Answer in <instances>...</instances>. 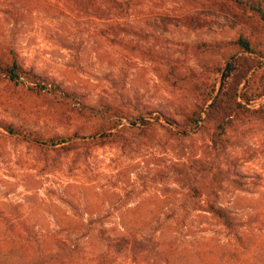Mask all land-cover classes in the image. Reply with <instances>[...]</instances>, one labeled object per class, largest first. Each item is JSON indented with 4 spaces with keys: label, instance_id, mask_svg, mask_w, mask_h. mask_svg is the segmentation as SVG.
I'll return each mask as SVG.
<instances>
[{
    "label": "rangeland",
    "instance_id": "obj_1",
    "mask_svg": "<svg viewBox=\"0 0 264 264\" xmlns=\"http://www.w3.org/2000/svg\"><path fill=\"white\" fill-rule=\"evenodd\" d=\"M124 1L0 0V63L71 95L0 80V123L66 141L0 128V232L92 264H264V0Z\"/></svg>",
    "mask_w": 264,
    "mask_h": 264
},
{
    "label": "trees",
    "instance_id": "obj_2",
    "mask_svg": "<svg viewBox=\"0 0 264 264\" xmlns=\"http://www.w3.org/2000/svg\"><path fill=\"white\" fill-rule=\"evenodd\" d=\"M106 3L112 4L116 9H126L125 7L128 5L127 1L124 0H105ZM126 5V6H125ZM125 6V7H124ZM239 44L247 51L250 50V44L243 38L239 39ZM234 72L233 65H230L226 68L224 78L230 77ZM247 78L246 75H243V79ZM0 80L8 81L9 83H13L15 85L18 84H28L33 89H38L39 91H45L47 93L52 94L57 99L64 101L71 98L66 91L61 89L56 84H51L47 81V79H43L40 75L34 73L32 70H28L24 68L15 58L11 59L8 63H0ZM264 95V93H263ZM213 102L209 105L210 109H215V112L219 111V97H209L206 99L205 105H207L210 101ZM210 111V113H213ZM254 113L261 115L264 117V106L259 110L253 111ZM221 113V112H220ZM200 117V113L196 116ZM195 124L198 123V118L193 121ZM120 124L113 123L110 126L108 131H112L117 128ZM0 128L7 132L9 135L23 137L27 140H33L39 145H47L50 142H59L66 143L64 139L46 141L43 137L33 138L30 134L24 133L19 127L14 126L13 124L8 123H0ZM124 128V127H123ZM128 130H135L134 127H129ZM119 133H110L108 135H102V139L112 138L115 140L119 135ZM60 143H54V146H57ZM68 150L69 147H66ZM212 213L216 218H218L227 228L233 229L234 222L228 212L222 208H216L214 206L209 207L208 210ZM72 220L67 215V218L64 219L66 229L64 231H68L69 234L77 235L80 231L79 227H73ZM58 222H61L58 220ZM129 224V222H128ZM147 222H143L141 224H134L126 227L125 230H130L131 232H137L139 230H144L147 228ZM62 230V231H63ZM38 235H30L26 236L24 233L18 232H10L4 231L0 232V264H92L85 262L77 257H67L61 253V251H54V246H56L55 242L50 241L48 239H41V237H37ZM132 238V236L130 237ZM129 238V239H130ZM245 248V247H244ZM166 264H181L180 258L177 259L175 257H169L167 253H163Z\"/></svg>",
    "mask_w": 264,
    "mask_h": 264
}]
</instances>
